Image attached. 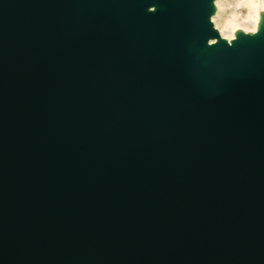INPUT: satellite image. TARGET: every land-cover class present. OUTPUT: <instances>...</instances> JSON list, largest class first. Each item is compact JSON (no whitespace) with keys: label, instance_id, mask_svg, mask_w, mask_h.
Instances as JSON below:
<instances>
[{"label":"water","instance_id":"obj_1","mask_svg":"<svg viewBox=\"0 0 264 264\" xmlns=\"http://www.w3.org/2000/svg\"><path fill=\"white\" fill-rule=\"evenodd\" d=\"M210 13L0 0V264H264V39Z\"/></svg>","mask_w":264,"mask_h":264},{"label":"clouds","instance_id":"obj_2","mask_svg":"<svg viewBox=\"0 0 264 264\" xmlns=\"http://www.w3.org/2000/svg\"><path fill=\"white\" fill-rule=\"evenodd\" d=\"M210 7L208 24L216 38L208 39L209 48L221 43L233 48L241 37L256 39L264 32V0H210ZM156 11L148 8L150 14Z\"/></svg>","mask_w":264,"mask_h":264},{"label":"rangeland","instance_id":"obj_3","mask_svg":"<svg viewBox=\"0 0 264 264\" xmlns=\"http://www.w3.org/2000/svg\"><path fill=\"white\" fill-rule=\"evenodd\" d=\"M212 11L213 10L210 7V12H211L210 14H212ZM263 39H264V32H262L261 35L258 38H256V39L249 40V39H245V38L241 37L240 40H239V42L236 45H243V44H247L249 42H254L256 40L259 41V40H263Z\"/></svg>","mask_w":264,"mask_h":264},{"label":"bare ground","instance_id":"obj_4","mask_svg":"<svg viewBox=\"0 0 264 264\" xmlns=\"http://www.w3.org/2000/svg\"><path fill=\"white\" fill-rule=\"evenodd\" d=\"M156 4H152V6L151 7H155L156 8V6H155ZM192 50H196V51H198L200 54H202L203 53V50L202 49H195L194 47H192ZM199 54V55H200Z\"/></svg>","mask_w":264,"mask_h":264}]
</instances>
